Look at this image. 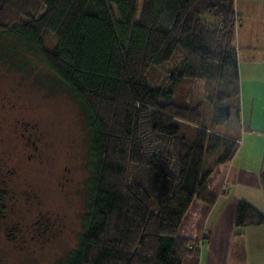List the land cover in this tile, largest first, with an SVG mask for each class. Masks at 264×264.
Returning <instances> with one entry per match:
<instances>
[{
  "label": "trees",
  "instance_id": "16d2710c",
  "mask_svg": "<svg viewBox=\"0 0 264 264\" xmlns=\"http://www.w3.org/2000/svg\"><path fill=\"white\" fill-rule=\"evenodd\" d=\"M234 2L0 0V62L37 61L83 113L82 231L56 264H198L200 241L179 227L193 200L213 203L207 180L239 147L219 130L240 94ZM259 181L264 192V164ZM233 224L264 215L241 200ZM246 259L236 231L229 261Z\"/></svg>",
  "mask_w": 264,
  "mask_h": 264
},
{
  "label": "rangeland",
  "instance_id": "374dc122",
  "mask_svg": "<svg viewBox=\"0 0 264 264\" xmlns=\"http://www.w3.org/2000/svg\"><path fill=\"white\" fill-rule=\"evenodd\" d=\"M9 67L0 62V184L7 188L0 202L9 215L0 223V264H56L82 231L88 173L83 113L37 61L33 71ZM165 68L154 67L150 81L158 83ZM202 90V82L195 83L192 98L201 99ZM17 222L46 231H11Z\"/></svg>",
  "mask_w": 264,
  "mask_h": 264
},
{
  "label": "crops",
  "instance_id": "0c3cea01",
  "mask_svg": "<svg viewBox=\"0 0 264 264\" xmlns=\"http://www.w3.org/2000/svg\"><path fill=\"white\" fill-rule=\"evenodd\" d=\"M234 8L240 16L235 31L240 94L229 100L230 116L219 130L242 138L234 157L219 165L207 180L213 203L193 200L179 227V235L200 241L198 264H264V225L236 229L233 224L241 200L264 215L259 181L264 164V0H235ZM236 231L245 238L247 259L242 263L229 261Z\"/></svg>",
  "mask_w": 264,
  "mask_h": 264
},
{
  "label": "flooded vegetation",
  "instance_id": "af4514ba",
  "mask_svg": "<svg viewBox=\"0 0 264 264\" xmlns=\"http://www.w3.org/2000/svg\"><path fill=\"white\" fill-rule=\"evenodd\" d=\"M2 168V167H1ZM0 174H3L1 171H0ZM3 182H5L4 180H3ZM0 190H1V192H0V199H1V195H3L4 194V192L7 190V188H5V187H3V186H1V184H0ZM0 223L1 222H3V220H4V218H6L7 216H9V215H7V214H5V213H2V211H3V207L5 206V204H4V202H0ZM1 229H3V227L2 226H0V231H2ZM15 229V231H17V232H27V233H32V232H45L46 231V229L44 228V229H42V226H38V227H36V230H35V227L34 226H30V224L29 225H27L25 228H23L22 226H20V224H19V222H17L13 227H11V231H13ZM10 231V232H11ZM37 232V233H38ZM8 234H9V232H8ZM33 237V236H32ZM20 249V248H19Z\"/></svg>",
  "mask_w": 264,
  "mask_h": 264
}]
</instances>
